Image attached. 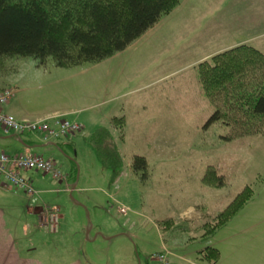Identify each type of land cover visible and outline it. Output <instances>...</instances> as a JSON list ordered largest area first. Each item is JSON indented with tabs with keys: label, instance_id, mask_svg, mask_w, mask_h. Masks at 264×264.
I'll return each instance as SVG.
<instances>
[{
	"label": "rangeland",
	"instance_id": "obj_1",
	"mask_svg": "<svg viewBox=\"0 0 264 264\" xmlns=\"http://www.w3.org/2000/svg\"><path fill=\"white\" fill-rule=\"evenodd\" d=\"M244 43L264 55V0H180L123 51L98 63L59 68L50 58L5 60L0 92L15 95L3 113L38 121L72 109L74 116L65 119L83 128L62 140L73 145L65 154L0 148L51 159L64 176L63 189L76 184L53 194L45 192L56 185H34L36 194L27 198L33 207H59L60 234L72 238L82 262L159 264L155 257L167 249L170 264H210L198 251L212 241L215 264H264V135L227 141L233 133L222 124L206 126L213 109L197 72ZM115 119H123L121 131ZM100 129L108 130L107 141L122 159L115 183L91 147ZM134 156L145 159L144 175L131 170ZM216 176L221 186L209 184ZM245 188L250 200L220 226L219 215ZM189 207L201 215L185 225L181 215ZM47 210H40L42 221ZM86 237L93 242L83 243Z\"/></svg>",
	"mask_w": 264,
	"mask_h": 264
},
{
	"label": "trees",
	"instance_id": "obj_2",
	"mask_svg": "<svg viewBox=\"0 0 264 264\" xmlns=\"http://www.w3.org/2000/svg\"><path fill=\"white\" fill-rule=\"evenodd\" d=\"M179 2L180 0H0V69L9 58H31L42 62L50 58L59 68L98 63L123 51ZM197 72L204 96L213 109L206 126L222 124L228 133H233L232 137H226L227 141L255 133L264 135L262 53L249 45H239L201 63ZM122 120H113V125L120 128V131ZM0 135L3 134L0 132ZM108 138L111 140L108 130L100 129L92 139L91 147L101 166L111 171V182L115 183L122 173V159L117 145L108 142ZM62 140L65 138L54 140L60 154H65L64 146L73 150L72 143L63 144ZM131 170L144 175L147 171L145 159L134 156ZM75 173L76 169L74 174H69L72 182L75 181ZM204 178L207 184L209 178L207 175ZM216 181L220 183L213 181L209 184L222 185V178L216 176ZM249 191L245 188L227 210L219 215L218 218L222 221L219 222L220 226L250 200ZM199 256L200 260L215 264L219 259V252L207 247Z\"/></svg>",
	"mask_w": 264,
	"mask_h": 264
},
{
	"label": "crops",
	"instance_id": "obj_3",
	"mask_svg": "<svg viewBox=\"0 0 264 264\" xmlns=\"http://www.w3.org/2000/svg\"><path fill=\"white\" fill-rule=\"evenodd\" d=\"M234 46L235 45H233V47ZM53 113H59L72 117L74 116V113H76V110L69 109ZM62 143L64 144L65 142ZM56 146L57 144L55 142H44L40 136L36 135L25 136L23 138L13 135H2L0 138V148H5L7 150L19 151V147L22 151L23 149L31 151V149L46 148L47 150H45L47 152L59 153ZM64 147L65 149H68V146ZM30 151L28 153H34ZM7 153L12 154L15 152ZM20 174L21 176L28 178L32 186H57L54 191L51 189V191L45 193H59L57 191L63 189L62 184L52 181L49 176L41 173L22 171ZM69 183L71 184V182ZM70 187L73 190L76 188V186L74 188L73 185ZM19 194H21V196H19ZM23 199H25V201H23ZM28 201L29 199L22 193L9 189H3L0 185V264H90L87 260L82 262L80 257L81 253H79L76 246L72 245V238L61 235L60 228L53 233H49L43 227V222H41V216L39 214L42 207L48 206L58 209L59 207L45 203L41 206L33 207ZM196 211L197 210L193 207H189L188 210L184 211L181 215L183 224L186 225L188 222H191L197 217L200 218L201 214ZM30 226H33L34 233L30 232ZM154 226L160 230L158 223H155ZM172 227L173 224L169 225L168 229H171ZM85 230L86 226H83L81 233L84 237ZM30 234L34 235V240L33 238H30ZM91 242L93 241L87 239V237L83 241L85 244ZM212 246V241H209V243L205 245L206 248ZM202 250L203 249L198 251V256Z\"/></svg>",
	"mask_w": 264,
	"mask_h": 264
},
{
	"label": "built area",
	"instance_id": "obj_4",
	"mask_svg": "<svg viewBox=\"0 0 264 264\" xmlns=\"http://www.w3.org/2000/svg\"><path fill=\"white\" fill-rule=\"evenodd\" d=\"M14 95L13 90L0 92V131L4 136L39 135L44 141L67 138L69 135L79 133L81 126L75 122H69L64 115L52 114L38 121L16 120L13 116L2 112V108ZM22 171H33L50 175L59 182L64 181L61 171L50 160H45L32 154H7L0 152V179L4 189H12L23 192L26 196H33L35 191L30 181L21 176ZM65 183V181L63 182ZM69 187L66 189L68 191ZM57 210H47L43 217V226L50 233L57 230ZM118 213L124 215L126 209L120 207ZM159 264H168L166 255L156 257Z\"/></svg>",
	"mask_w": 264,
	"mask_h": 264
},
{
	"label": "water",
	"instance_id": "obj_5",
	"mask_svg": "<svg viewBox=\"0 0 264 264\" xmlns=\"http://www.w3.org/2000/svg\"><path fill=\"white\" fill-rule=\"evenodd\" d=\"M73 186H74V188H75L76 184H74Z\"/></svg>",
	"mask_w": 264,
	"mask_h": 264
}]
</instances>
